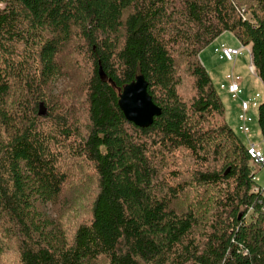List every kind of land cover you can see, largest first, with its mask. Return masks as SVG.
Instances as JSON below:
<instances>
[{"label":"trees","instance_id":"16d2710c","mask_svg":"<svg viewBox=\"0 0 264 264\" xmlns=\"http://www.w3.org/2000/svg\"><path fill=\"white\" fill-rule=\"evenodd\" d=\"M225 31L264 86V0H0V264H264V186L199 56ZM139 74L147 127L118 104Z\"/></svg>","mask_w":264,"mask_h":264},{"label":"rangeland","instance_id":"374dc122","mask_svg":"<svg viewBox=\"0 0 264 264\" xmlns=\"http://www.w3.org/2000/svg\"><path fill=\"white\" fill-rule=\"evenodd\" d=\"M246 17L248 15H245ZM226 44L232 47H239L240 42L236 39V37L228 31L223 32L221 35H219L214 41H212L209 45H207L203 51L201 52V56L204 63L207 68L212 70L213 74L215 75L214 71L216 72V75L214 77V83L216 85L217 90L221 94V98L223 100L225 111H226V118L228 123L235 129L237 134L243 139L245 143H255L259 146L261 150H264V142L263 138L259 132L258 125H257V108H250L247 112V115L252 118V121L248 123L249 127V133L248 135L242 134L238 130V126L240 125L241 120H239V114L240 111V102L241 100H247L249 98H252L255 93H260V101L264 99L263 95V89L264 86L261 83L260 79L250 71L249 65L251 64L250 59V52L249 47H246V50H244L241 55L237 56L232 61H225L220 60L218 58V54L214 51V48L218 46L219 44ZM200 56V54H199ZM201 58V57H200ZM202 61V60H201ZM234 74L239 75L241 78V87L242 91L239 94V98L233 99L229 94L226 92V88H221V84L227 85L229 83V80L226 78L227 74ZM217 76V77H216ZM62 90L61 84L56 85L55 92H60ZM253 171H255V182L259 186H264V165L259 167L253 164L251 162ZM84 185L81 186L78 182L72 183L70 187V196L72 200V205L74 206V209L76 211V214L74 212L73 215H68L69 219L67 222L69 223V226H73L74 223L78 221V217L85 215L88 212V204L85 199L80 198L81 196H84L88 187L92 185V181L87 182L85 181L83 183ZM85 189V190H84ZM82 190V191H81ZM254 191H256V187L253 188ZM72 206V207H73ZM42 211L46 213V215H49L51 217H55L58 214L59 206H53L49 203L45 204L44 206H41ZM70 212H72L70 210ZM77 213L79 215H77ZM89 215V212L87 213V216ZM86 216V217H87ZM104 264V263H100Z\"/></svg>","mask_w":264,"mask_h":264},{"label":"built area","instance_id":"2783aa9c","mask_svg":"<svg viewBox=\"0 0 264 264\" xmlns=\"http://www.w3.org/2000/svg\"><path fill=\"white\" fill-rule=\"evenodd\" d=\"M246 47L247 46L243 44H240L239 47H232L221 43L214 48V51L218 54V58L220 60L234 62L235 58L241 55V53L244 50H246ZM249 52H250V48H249ZM250 59H251V64L249 65V68L250 71L255 74V67L252 62L251 52H250ZM226 78L229 80V83L227 85H224L222 83L220 87L226 88L227 93L233 99L239 98V94L242 91L240 76L231 73V74H227ZM263 95H264V89H263ZM260 97H261L260 93H255L252 98H249L247 100L242 99L240 102L239 107L241 113L239 114V120H241V122L240 125L238 126V130L244 135H248L249 133L248 123L252 121V118L247 115V112L250 108L252 109L258 108L259 103L261 102ZM247 151L248 154L250 155V160L251 162H253V164L259 167L264 165V150H261L258 145L249 142L247 145ZM256 189H258V187H256Z\"/></svg>","mask_w":264,"mask_h":264},{"label":"water","instance_id":"95a60500","mask_svg":"<svg viewBox=\"0 0 264 264\" xmlns=\"http://www.w3.org/2000/svg\"><path fill=\"white\" fill-rule=\"evenodd\" d=\"M118 104L125 118L139 127L149 126L153 118L161 113V108L148 93L147 81L141 74L122 87Z\"/></svg>","mask_w":264,"mask_h":264},{"label":"crops","instance_id":"0c3cea01","mask_svg":"<svg viewBox=\"0 0 264 264\" xmlns=\"http://www.w3.org/2000/svg\"><path fill=\"white\" fill-rule=\"evenodd\" d=\"M202 51H203V50H202ZM202 51H201V52H202ZM201 52H200V57H201L200 59L202 60V63L204 64L205 62H204L203 59H202ZM205 64H206V63H205ZM205 64H204V65H205ZM205 67L207 68L206 65H205ZM207 70H208V72H209V74H210V76H211V78H212V80H213V82H214V77H215V75H216V72L214 71V73H215V75H214V74L212 73L213 71H212L211 69L209 70V69L207 68ZM216 77H217V76H216ZM260 81H261V80H260ZM261 83H262V82H261ZM226 93H227V92H226ZM227 94H228V93H227Z\"/></svg>","mask_w":264,"mask_h":264}]
</instances>
